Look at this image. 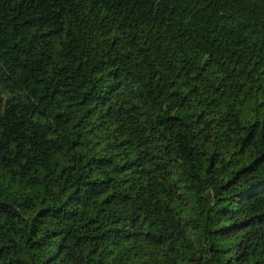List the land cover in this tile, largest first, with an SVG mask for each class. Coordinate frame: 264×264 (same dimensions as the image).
<instances>
[{
  "label": "trees",
  "instance_id": "1",
  "mask_svg": "<svg viewBox=\"0 0 264 264\" xmlns=\"http://www.w3.org/2000/svg\"><path fill=\"white\" fill-rule=\"evenodd\" d=\"M159 257L264 264V0H0V264Z\"/></svg>",
  "mask_w": 264,
  "mask_h": 264
},
{
  "label": "rangeland",
  "instance_id": "2",
  "mask_svg": "<svg viewBox=\"0 0 264 264\" xmlns=\"http://www.w3.org/2000/svg\"><path fill=\"white\" fill-rule=\"evenodd\" d=\"M151 257H152V259H155L157 257V253L156 254L154 253ZM157 260H158V264H165L166 263V261H164L160 257Z\"/></svg>",
  "mask_w": 264,
  "mask_h": 264
}]
</instances>
